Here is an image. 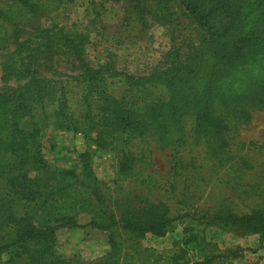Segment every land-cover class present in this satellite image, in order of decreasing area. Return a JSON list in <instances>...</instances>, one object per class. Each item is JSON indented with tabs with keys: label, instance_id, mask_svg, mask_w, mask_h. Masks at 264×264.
I'll return each mask as SVG.
<instances>
[{
	"label": "rangeland",
	"instance_id": "obj_1",
	"mask_svg": "<svg viewBox=\"0 0 264 264\" xmlns=\"http://www.w3.org/2000/svg\"><path fill=\"white\" fill-rule=\"evenodd\" d=\"M14 1L0 0V6ZM40 1L48 8L17 24L24 29L19 51L14 23L6 27L0 88L15 84L30 67L49 78L42 104L41 154L53 175L50 186L59 185L69 196L57 203L60 211L55 214L71 215L80 224L55 232V255L77 264H114V258L118 264H264L260 233L206 223L219 211L243 214L264 208V110H252L249 118L228 119L221 137L197 132L193 117L187 116L180 142L165 149L152 135L122 133L103 148L93 142L94 134L86 127L55 126L63 86L72 115L82 111L84 87L76 79L80 61L65 45L66 38L74 39L79 59L91 67L112 65L144 74L167 54L185 57L198 49L200 30L183 5L178 0ZM241 5L246 28L264 27V0H242ZM165 10L171 14L167 19L161 15ZM258 39L261 57L264 29ZM110 89L126 99L145 97L120 78L112 80ZM124 154L134 157L126 175L119 172ZM2 202L9 203L16 215L26 210L27 202L9 194L0 178ZM144 202L164 203L175 218L171 227L163 237L146 234L139 239L114 229L121 249L116 257L108 242L110 231L90 222L103 224L108 214L119 219L128 205L131 210ZM3 213L0 210V216ZM174 254L183 256L172 260ZM8 257L4 254L2 259Z\"/></svg>",
	"mask_w": 264,
	"mask_h": 264
},
{
	"label": "trees",
	"instance_id": "obj_2",
	"mask_svg": "<svg viewBox=\"0 0 264 264\" xmlns=\"http://www.w3.org/2000/svg\"><path fill=\"white\" fill-rule=\"evenodd\" d=\"M178 1L200 30L198 49L185 57L167 54L160 65L144 74L124 72L112 65L91 67L79 59L74 39H65V45L80 61L76 79L83 83L84 91L82 111L76 117L70 112L63 86L55 114L57 128L86 127L94 134L93 142L103 148L111 145L118 133L152 135L158 147L165 149L180 142L183 120L187 116L193 117L197 132L210 131L221 137L228 119L249 118L252 110H264V81L231 97L216 88L217 80L238 63L259 58L258 36L264 27L260 24L245 27L242 0ZM47 8L40 0H15L11 5H1L0 49L8 40L6 27L14 23V43L19 51L23 43L19 37L24 29L17 24ZM139 14L142 16L141 12ZM161 15L163 19L171 16L167 10ZM114 78H120L145 97L126 99L115 93L110 89ZM19 79L13 85L0 88V178L5 180L9 194L27 204L20 216L9 203L0 205V210H4L0 216V264H77L55 255L53 249L59 228L80 224L71 215L55 214L60 211L57 203L66 201L69 196L59 185L50 186L53 175L45 167L41 154L40 123L45 114L42 104L49 78L30 67ZM133 160L132 155L124 154L119 172L126 175ZM129 207L119 219L108 214L103 224L97 220L90 222L94 227L110 231L108 242L116 257L121 249L114 229L134 239L146 234L163 237L175 219L162 202H144L131 210ZM206 223L260 233L264 237V208L243 214L219 211ZM4 254H9L8 259H2ZM181 256L174 254L171 259ZM117 259L114 258V264H118Z\"/></svg>",
	"mask_w": 264,
	"mask_h": 264
},
{
	"label": "clouds",
	"instance_id": "obj_3",
	"mask_svg": "<svg viewBox=\"0 0 264 264\" xmlns=\"http://www.w3.org/2000/svg\"><path fill=\"white\" fill-rule=\"evenodd\" d=\"M264 81V56L238 63L216 82L217 90L226 97L247 91L254 83Z\"/></svg>",
	"mask_w": 264,
	"mask_h": 264
}]
</instances>
